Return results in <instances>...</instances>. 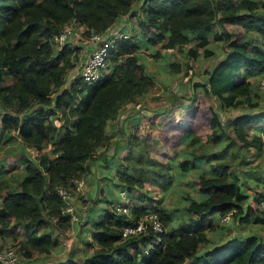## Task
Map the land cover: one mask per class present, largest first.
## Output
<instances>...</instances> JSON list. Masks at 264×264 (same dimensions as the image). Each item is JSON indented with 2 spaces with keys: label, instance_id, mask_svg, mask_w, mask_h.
Masks as SVG:
<instances>
[{
  "label": "trees",
  "instance_id": "obj_1",
  "mask_svg": "<svg viewBox=\"0 0 264 264\" xmlns=\"http://www.w3.org/2000/svg\"><path fill=\"white\" fill-rule=\"evenodd\" d=\"M140 1L138 21L149 30L150 45L161 42L162 48L173 50L196 39L197 45L206 46L210 34L225 38L224 56L205 71L206 81L193 83V89L201 88L223 108L239 106L242 112L224 124L215 106H209L211 132L205 145H196L200 136L191 130V122L182 127L188 132L183 139L189 142L183 141L189 143L190 152L179 165L192 169L204 160L209 170L195 178L201 197L187 194V203L179 210L175 207L177 216L143 191L146 182L171 184L172 159L157 165V160L148 157L153 174L147 179L143 170L150 166L144 168L133 160L124 164L123 170L130 171L117 172L120 187L130 200L143 202L148 197L150 204L128 201L130 214L114 210L112 204L95 219L85 216L91 238L86 244L92 253L82 264H264L263 234L238 233L221 236L219 241L209 237L219 222L217 216L228 212L238 223L259 218V224H264L260 207L264 166L256 164L253 172L244 175L241 171L233 178L241 150L260 154L264 150V87L260 86L264 47L249 34L257 33L264 43V8L260 11L256 0H0V133L20 138L25 167L23 175L8 184L0 167V241L14 230L8 236L27 260L49 257L57 249L61 236L73 225L62 213L65 203L58 189L75 187L93 160L102 159L107 165V150L97 153V147L113 139L110 123L154 85L139 55V34L134 32L111 47L115 64L109 66L110 71L89 84L78 75L67 86L82 47L66 42L57 48L55 35L66 25L85 26V34L91 29L116 28L123 17L136 15L134 5ZM204 50L212 54L209 48ZM151 54L160 55L158 50ZM172 65L176 70L177 65ZM190 98L195 101V96ZM194 113L191 109L189 120ZM131 143L136 146L137 141ZM259 175L261 181L252 182ZM247 186L254 190L244 192ZM137 187L141 191L135 194ZM97 203L93 201L92 209ZM150 212L158 214L165 228L158 243L150 226L139 234L123 235L124 226ZM50 264L78 262L70 253L65 260Z\"/></svg>",
  "mask_w": 264,
  "mask_h": 264
},
{
  "label": "rangeland",
  "instance_id": "obj_2",
  "mask_svg": "<svg viewBox=\"0 0 264 264\" xmlns=\"http://www.w3.org/2000/svg\"><path fill=\"white\" fill-rule=\"evenodd\" d=\"M256 1L259 4L258 9L262 11L264 8L262 6L264 0ZM141 2L142 1L134 5V9L137 10L135 16L127 15L115 23V25L123 22L122 20L124 18L131 21L132 29L129 28L127 32L129 33V37L133 35L134 32L139 34V44L141 47L139 55L145 62L148 72L153 78L154 85L148 92L139 96L135 102L128 103L123 113L110 123L109 133L113 135V139L97 147V153L107 150L104 151L108 153L107 165L103 164L102 159L91 161L90 170L88 174L83 177L86 185L82 192H76V186L70 188L74 202L82 206L83 212L79 207L81 211L79 222L73 224L68 232L61 236L60 240L66 241V244H60L61 246L46 258L39 257L35 260H27L18 253L20 257L18 264H48L67 258L70 253L76 254L78 260L82 263L85 257L92 252L91 248L85 246V241L81 242L80 239L82 231L85 228V213L90 209L94 200L104 203L107 198L122 200L119 188L121 184L119 179H117V172L119 169L123 170L122 166L132 160L136 162L137 165L143 164L142 166H144V168L150 166L148 163H150L151 160L148 157L157 160V165H160L161 162L166 163L168 160L170 161V159L173 160L170 169L172 178L171 184L164 187L161 184L146 182L143 191L146 189V194L151 197L154 203L163 207L167 212L177 216L175 207H178L179 210V208H182L183 204H186L187 194L194 197L201 196L195 178L200 173L209 170L207 166L208 163L204 160H198L196 166L192 169H186L179 165V161L188 158L190 152L189 143L183 141L188 140L189 142V139H183V135L188 132H185L187 129H183L182 127L191 122L194 127L191 130H194L193 132H196L200 136L196 145L200 143L205 145L209 142L208 136L211 132L209 128V106H215L224 124H226L229 119H232L242 112L239 106L230 109L223 108L219 105L217 99L206 95L201 88L197 90L193 89V83L206 81L208 76L205 71L211 70L224 56L226 52L224 45L225 38H217L214 34H210V41L206 46L197 45L198 40L196 39L190 41L182 48H175L173 50L162 48L161 42L150 45L146 40L149 30L145 28V23L142 25L141 23L139 24L138 21L142 17V11L139 7ZM74 28L76 30V35L69 38L68 41V44L71 46L80 47V45L83 44L82 42L85 41V44L88 43L91 33H102L91 29L90 34H85L83 32L84 29H86L85 26L79 27L78 25H74ZM217 30L220 29L217 27ZM249 34L258 39L255 40V42L257 41L258 44L264 47L263 40L257 33L249 32ZM81 47L82 49L78 58H81L83 55L85 45ZM205 48H209L212 54L206 55ZM157 50L160 55L156 57L154 54H151L152 52L155 53ZM76 61H78L77 66L71 70L67 77V86H69L72 80L79 74L80 63L78 59ZM113 62V57L110 55L108 63L111 67L115 64V62ZM173 62L177 65L176 70L173 68ZM7 81L12 82V79L8 78ZM194 96L195 101H192L190 97ZM191 109H194L195 113L189 120L188 116H190L189 113ZM134 136L137 138H134ZM134 141H137L136 146H133V143H131ZM8 144L11 145V147L6 148L5 146H8ZM20 146L22 147V144L18 137L12 136L7 138L0 133V166L3 168V172H5L4 180H6L7 184L13 182L24 173L25 167L22 163L23 155ZM130 146H133V148L131 149ZM221 146L222 145H220V147ZM47 149H51V144L48 145ZM240 152L242 155L240 156L239 164H236V166L239 167L235 170V174L233 175L234 179L239 177V174L242 173L241 171H243L244 175L253 172L252 167L256 164L259 166L260 162L263 164L261 166H264V150L261 154L258 151L252 153L251 151L245 152L241 150ZM111 154H113V157H110ZM49 155L53 156L50 151ZM128 156L130 160L125 159ZM139 156L140 160L138 161L137 158H139ZM246 164H250L251 168L245 169ZM151 168L152 166L147 170H143L146 173H143L146 179L153 174ZM245 170L246 172H244ZM123 171L129 172L130 169ZM137 172L139 171L137 170L135 173ZM91 177L92 179L90 180L89 178ZM252 178V182L256 180L261 181L262 179L260 175L259 177L253 176ZM88 179L91 183H88ZM243 190L249 193L254 189L247 186L244 187ZM133 191L135 194H138L141 189L137 187L133 189ZM144 202L149 205V198L146 197ZM229 224L230 223L221 224L219 221V224L217 223L215 228L209 231V236L219 239L221 236H226L225 234L231 233V235H233L238 231V223L233 220V224ZM249 227L248 224H246V228L244 229L241 226L242 229L240 233L247 232ZM253 228L256 230L259 229V232H261L260 234L264 235V224L263 227H260L257 222ZM12 231L14 230L10 229V231L7 232L6 238L1 240V242L16 249V247L12 245L11 238L8 236V234H10L9 232ZM23 234L24 232L21 231V235Z\"/></svg>",
  "mask_w": 264,
  "mask_h": 264
},
{
  "label": "built area",
  "instance_id": "obj_3",
  "mask_svg": "<svg viewBox=\"0 0 264 264\" xmlns=\"http://www.w3.org/2000/svg\"><path fill=\"white\" fill-rule=\"evenodd\" d=\"M85 30V29H84ZM84 32V31H83ZM76 35V30L74 25H66L58 34L55 35L54 39L57 48H61L69 38ZM120 37H129L126 32H120L117 28H109L102 33H91L89 36L90 43L93 44V49L87 60L80 66L79 76L83 83H92L97 81L105 72L110 71L108 58L110 56V49L114 46L115 41ZM260 86L264 87V78L260 81ZM81 189V182L76 185V191ZM58 194L63 199L65 205L63 207L62 213L69 216L72 223L80 220V212L77 210L74 198L72 197L71 189L60 187L58 189ZM126 192L122 190L120 195L122 200H118L114 203L113 209L118 212H123L130 214L129 206L124 202ZM260 207L264 210V200L261 201ZM232 212H228L223 215V220L227 221L231 218ZM152 227L156 238L155 243H158L162 234L165 232V228L162 224L157 213H146L141 215L135 224L126 225L123 227V235L130 236L139 234L141 232L147 231V229ZM153 244H150L151 247ZM149 247L146 248V252L149 251ZM19 254L15 248L4 244L0 241V264H18Z\"/></svg>",
  "mask_w": 264,
  "mask_h": 264
},
{
  "label": "crops",
  "instance_id": "obj_4",
  "mask_svg": "<svg viewBox=\"0 0 264 264\" xmlns=\"http://www.w3.org/2000/svg\"><path fill=\"white\" fill-rule=\"evenodd\" d=\"M123 22H120V23H118V24H116L115 25V27L117 28V30H119L120 32H126V33H128L127 32V30L129 29V28H131V21H128V20H126L125 18L122 20ZM128 25H130V26H128ZM79 27H82V26H79ZM132 29V28H131ZM129 34V33H128ZM83 44H81L80 46H83V45H85V48H84V50H83V55L81 56V58L79 59V63H80V66L87 60V58L90 56V54H91V51H92V49H93V44L92 43H90V42H88L87 44H85V41L84 42H82ZM263 134H264V132H262ZM19 138V137H18ZM20 139V138H19ZM9 143V142H8ZM10 144V143H9ZM8 144V146H5L6 148L7 147H11V145H9ZM4 147V148H5ZM21 147V146H20ZM21 150H22V147H21ZM10 152V151H9ZM29 152V151H28ZM261 156V155H260ZM260 164H262L261 162H260ZM263 165V164H262ZM1 167V166H0ZM90 180L92 179V177L91 178H89ZM88 179V183H91L90 182V180ZM81 182V189H79V190H77L76 192H82V190H83V188H84V186L86 185V182H85V179L83 178L82 180H79V181H77V184H79ZM120 188V191H122V190H125V189H123V187H119ZM169 191H170V188H169ZM87 194V193H86ZM201 197V196H200ZM130 202V201H133V200H130V198H128V196H127V194H126V196H125V203H127V202ZM110 202V203H109ZM114 201L111 199V198H107L106 200H105V203L104 202H98L96 205H94V209H92V207H90V209H88L87 210V212L85 213L86 214V217H88V219L90 218V217H92V219H95L97 216H98V213L100 212V211H103L105 208H106V206H111L112 207V204L114 205V203H113ZM128 202V203H129ZM133 204H141V203H143V204H145V202L143 201H139V200H134L133 202H132ZM187 203V202H186ZM0 204H1V199H0ZM76 204V207H77V210L79 211V212H83V210H82V206L81 205H79L78 203H75ZM184 205V204H183ZM79 207L81 208V211H80V209H79ZM181 211H183V209L181 210ZM217 218H218V221H220V223L221 224H226V223H230L229 225H231V224H233V220H235L234 219V217H233V214H231V218L229 219V220H227V221H224L223 220V216L222 215H218L217 216ZM78 222V221H77ZM236 222V221H235ZM259 223V218H256V219H254V220H252L251 222H240V223H238V222H236V223H238L237 225V227H239L237 230V232H235L234 234H238V233H240V230L243 228H246V224H248L250 227L248 228V231L247 232H244V233H241V234H251V233H261V232H259V229L258 230H256L255 228H253L254 226H255V223ZM72 223V222H71ZM73 224H76V223H73ZM218 224H219V222H218ZM241 226H242V228H241ZM259 226L260 227H263V225H260L259 224ZM88 227H89V225H85V228L83 229V231H82V234H81V236H80V239H81V242H83V241H85L84 242V244H85V246L86 247H89V248H91L90 247V245H87L86 244V242L88 241V240H91V238H90V229H88ZM231 227V226H230ZM258 227V226H257ZM231 229V228H230ZM222 233V232H221ZM226 236H228V235H231V233L230 234H225ZM210 237V236H209ZM6 238V237H5ZM211 238V237H210ZM212 240H218V239H215L214 237H212L211 238ZM219 241V240H218ZM62 243H61V245L63 244V245H65L66 244V241H61ZM61 245H59L58 247H60ZM57 247V248H58ZM92 249V248H91ZM56 251V250H55ZM92 253V252H91ZM71 254H74V253H71ZM90 254H88L87 256H89ZM59 257H60V254H59ZM74 257L76 258V260H77V262H78V264H82L81 262H80V260H78V258H77V255L76 254H74ZM66 259V258H65ZM65 259H61L62 261L63 260H65ZM61 260H57L56 262H50V263H57V262H59V261H61ZM84 261V260H83ZM34 263H36V262H34ZM50 263H48V264H50Z\"/></svg>",
  "mask_w": 264,
  "mask_h": 264
}]
</instances>
